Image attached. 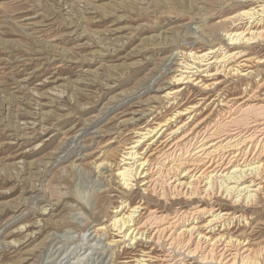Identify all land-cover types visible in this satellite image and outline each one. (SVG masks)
<instances>
[{
	"label": "rangeland",
	"instance_id": "rangeland-1",
	"mask_svg": "<svg viewBox=\"0 0 264 264\" xmlns=\"http://www.w3.org/2000/svg\"><path fill=\"white\" fill-rule=\"evenodd\" d=\"M258 3L0 0V264H124L137 253L111 222L114 209L148 196L121 187L123 151L147 122L197 102L201 118L216 112L218 93L239 96L264 82V41L228 40L249 20L242 11ZM221 48L243 51L230 65L251 58L250 74L217 75L211 91L173 80L194 62L190 51ZM223 203L250 222L230 233L264 242V199ZM188 204L161 201L168 209ZM101 225L107 235H96Z\"/></svg>",
	"mask_w": 264,
	"mask_h": 264
},
{
	"label": "bare ground",
	"instance_id": "bare-ground-1",
	"mask_svg": "<svg viewBox=\"0 0 264 264\" xmlns=\"http://www.w3.org/2000/svg\"><path fill=\"white\" fill-rule=\"evenodd\" d=\"M241 14L249 20L229 33V44L264 41V1ZM242 52L190 51L194 62L184 63L173 80L211 91L221 83L217 75L250 74L244 67L251 58L230 65ZM263 84L246 88L239 96L218 93L216 112L201 118L197 102L165 120L136 128L117 176L123 189L139 188L148 196L113 210L112 227L132 248L139 247L124 264H188L190 259L199 264H264V242L255 245L250 236L230 233L236 222L250 224L244 210L223 208L224 201L253 207L264 199V94L259 93ZM182 115L188 117L177 123ZM150 197L160 202L153 203ZM182 199L189 204L174 209L161 205ZM108 228L101 225L94 231L107 235ZM39 233L40 229L28 236Z\"/></svg>",
	"mask_w": 264,
	"mask_h": 264
}]
</instances>
